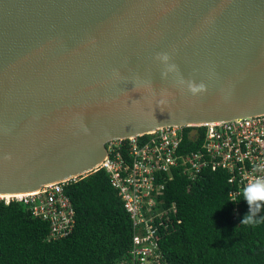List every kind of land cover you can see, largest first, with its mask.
Here are the masks:
<instances>
[{"label":"water","instance_id":"95a60500","mask_svg":"<svg viewBox=\"0 0 264 264\" xmlns=\"http://www.w3.org/2000/svg\"><path fill=\"white\" fill-rule=\"evenodd\" d=\"M263 113L264 0H0L1 199L113 139Z\"/></svg>","mask_w":264,"mask_h":264},{"label":"trees","instance_id":"16d2710c","mask_svg":"<svg viewBox=\"0 0 264 264\" xmlns=\"http://www.w3.org/2000/svg\"><path fill=\"white\" fill-rule=\"evenodd\" d=\"M187 143L188 150L199 144ZM63 189L75 224L57 240L50 238L48 222L33 216L28 206L0 199V264H120L127 257L132 225L107 173L92 171ZM228 191L223 172L205 171L194 182L174 174L163 196L166 206L176 208L160 243L167 264H264V222L241 224L246 213L264 217V202L251 210L241 202L233 220Z\"/></svg>","mask_w":264,"mask_h":264},{"label":"built area","instance_id":"2783aa9c","mask_svg":"<svg viewBox=\"0 0 264 264\" xmlns=\"http://www.w3.org/2000/svg\"><path fill=\"white\" fill-rule=\"evenodd\" d=\"M185 140L199 144L188 150V143L183 145ZM101 169L107 173L132 225L131 248L120 264H167L160 243L173 223L176 208L165 205L166 185L175 173L194 182L205 171L223 172L229 200L234 203L233 220L238 217L241 202L248 210L253 209L255 204L250 209L241 190L264 178V113L229 121L162 127L113 139L106 144L105 157L94 171ZM70 181L2 199L28 206L33 216L48 222L50 238L61 239L72 232L75 224L74 209L63 189Z\"/></svg>","mask_w":264,"mask_h":264},{"label":"clouds","instance_id":"9594fccd","mask_svg":"<svg viewBox=\"0 0 264 264\" xmlns=\"http://www.w3.org/2000/svg\"><path fill=\"white\" fill-rule=\"evenodd\" d=\"M166 58L167 57L165 56V59ZM193 91H195V89H193ZM241 194L250 209L253 204H256L257 209H259L260 203L258 202H264V178L256 179L244 186L241 190ZM261 222H264V217L254 219L253 215L248 213H246L241 219V224L252 227L259 225Z\"/></svg>","mask_w":264,"mask_h":264}]
</instances>
